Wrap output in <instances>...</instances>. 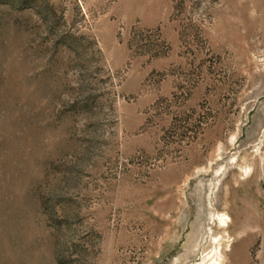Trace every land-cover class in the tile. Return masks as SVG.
<instances>
[{"label": "rangeland", "instance_id": "1", "mask_svg": "<svg viewBox=\"0 0 264 264\" xmlns=\"http://www.w3.org/2000/svg\"><path fill=\"white\" fill-rule=\"evenodd\" d=\"M218 248L264 264V0H0V264Z\"/></svg>", "mask_w": 264, "mask_h": 264}, {"label": "bare ground", "instance_id": "2", "mask_svg": "<svg viewBox=\"0 0 264 264\" xmlns=\"http://www.w3.org/2000/svg\"><path fill=\"white\" fill-rule=\"evenodd\" d=\"M216 219L219 221L220 225L224 226V227H229V224L232 222L231 219L229 217H227L226 215L218 216ZM245 223H246V226L248 227V222H245ZM213 258H214V256H213ZM222 258H223V252H222V249H219L216 252V260L212 264H220V260Z\"/></svg>", "mask_w": 264, "mask_h": 264}]
</instances>
